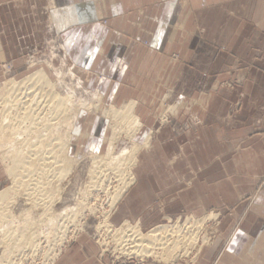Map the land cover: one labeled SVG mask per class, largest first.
I'll use <instances>...</instances> for the list:
<instances>
[{"label":"rangeland","instance_id":"1","mask_svg":"<svg viewBox=\"0 0 264 264\" xmlns=\"http://www.w3.org/2000/svg\"><path fill=\"white\" fill-rule=\"evenodd\" d=\"M52 2L57 12L75 4L74 0H0V86L44 69L53 82L59 73L65 76V86L75 93L76 102L91 101L96 94L103 97L100 111L82 112L77 121L71 156L79 164L64 182L63 203L55 207L58 213L76 208L90 181L92 156L107 151L112 130L104 111L135 102L134 114L143 121L135 142L142 145L150 133L151 146L139 156L135 170L139 183L118 206L121 211L112 212L110 223L115 228L126 220L139 223L147 234L159 226L184 223L188 217L216 215L206 224V233L201 232L191 257L174 264H196L193 258L199 250L235 248L236 240L239 248L250 247L252 238L256 244L264 224L251 215L264 191V160H256L261 157L257 150L244 143L250 130H256L250 127L251 113L259 110L258 115H264V75L253 70L264 69V0H189L192 16L181 7L171 20L161 18L140 33L132 32L133 38L114 31L110 17L92 21L90 12L75 7L72 12L64 10L65 22L57 27ZM176 23L179 30L171 32ZM93 26L95 30L87 31ZM124 37L145 47L140 55H135L138 49H131L134 55L129 56L121 45ZM70 70L82 81L80 89L66 77ZM173 107L177 112H171ZM126 142L117 152L131 146ZM110 184L91 202L98 213L86 211L79 222L70 223V241L59 254L84 237L110 264H164L151 257L120 256L112 240L107 241L108 248L101 247L106 237L97 226L102 211L110 210L118 182L113 179ZM9 186L0 159V190ZM18 205L24 206H17L18 216L31 209L21 201ZM30 217L40 221L39 212L30 211ZM41 245L39 253L27 252L25 264H47L44 256L50 248L45 240Z\"/></svg>","mask_w":264,"mask_h":264},{"label":"bare ground","instance_id":"2","mask_svg":"<svg viewBox=\"0 0 264 264\" xmlns=\"http://www.w3.org/2000/svg\"><path fill=\"white\" fill-rule=\"evenodd\" d=\"M64 77L59 73L57 82H53L42 69L22 80H6L0 86V159L11 181V186L0 190V264H25L29 257L27 252L39 253L44 240L50 248L44 256L45 263L55 264L63 245L70 239V223L79 222L86 211L92 215L99 212L91 202L97 200L96 194L99 197L97 192L108 189L113 179L118 185L110 195V210L102 211V221L97 226L106 237L101 247L108 248L107 241L112 240L120 256L140 260L151 257L168 264L190 258L200 242L201 232L216 215L202 219L188 217L184 223L159 226L147 234L142 232L139 223L126 220L119 228L110 223L112 212L137 184L135 170L140 164V153L147 150L152 141L149 133L142 145L141 141L135 142L143 128L141 119L134 114L135 102L122 108L111 106L104 111L103 117L110 122L112 130L107 151L104 155L92 156L90 181L82 200H76V208L68 207L58 213L55 207L63 203L64 182L79 164V160L71 156L77 121L82 112L100 111L104 102L100 94L94 95L91 101L76 102L75 93L65 86ZM66 77L76 81L77 88L82 87V81L71 70ZM176 111L177 107L171 108V112ZM126 141L131 146L117 152L120 143ZM20 201L31 209L18 216L17 206L24 207L18 205ZM30 211L39 212V222L32 221ZM44 227L47 229L42 230ZM194 256L196 260L198 254Z\"/></svg>","mask_w":264,"mask_h":264},{"label":"crops","instance_id":"3","mask_svg":"<svg viewBox=\"0 0 264 264\" xmlns=\"http://www.w3.org/2000/svg\"><path fill=\"white\" fill-rule=\"evenodd\" d=\"M74 1L75 4L66 5L63 10L61 9L62 12H57L56 4L52 2L51 8L53 7V15L55 16L54 22L57 27H62L65 22V11L68 10L69 12H72L70 9H73L74 7L75 11L81 10L82 12H90L92 15V21H98L104 16L110 17V23L113 30H119L124 34L129 35L128 37H132V35L130 36L132 32L140 33L146 24L152 26L156 25V22L161 18L168 21L171 20L172 16L177 14L181 7L186 8V16H192V14H189L188 12L189 0H84L85 2L83 4L80 3V0ZM81 20H85L86 22L91 21L90 19H83V17ZM188 23L189 19H187V24ZM178 27L177 23L171 25L170 31H177L179 30ZM58 29L63 30L62 28ZM95 29L96 26H93V28H87V31ZM128 37H124L125 40H123L121 44L122 48L129 50V56L134 55L130 52L131 49H138L135 55H140V50H143L145 47L135 40L132 41L128 39ZM124 58L126 57L124 56ZM139 63L141 65V61L137 62V65ZM132 65L134 64H131V66ZM253 70H255L256 73L264 75L263 68H254ZM259 112L260 111L258 110L257 112L254 111L251 113L253 115L250 117V127L252 129L255 127L256 130H250L248 133L249 140L246 141L244 145L249 147L253 152L254 150H257V153H259L258 155L261 157L257 156L256 160H264V135H260V133L262 134L264 132V115L259 116ZM259 128H263V130H260ZM246 135L247 132L245 133V136ZM261 175H264V173ZM138 183L139 178L137 184ZM255 214L257 218L263 219L262 222L264 224V191L262 192V198L259 197L255 206L252 207L251 217L254 218ZM256 237L257 243L255 244L253 242L255 239L252 238V244L247 248H239L240 245L237 243V240L234 244L235 248H225L222 250H219L218 248H205L198 253L196 264H264V232L258 234ZM56 264H110V261L106 257L104 258V256H100L93 243L83 237L67 247L62 255H60Z\"/></svg>","mask_w":264,"mask_h":264}]
</instances>
